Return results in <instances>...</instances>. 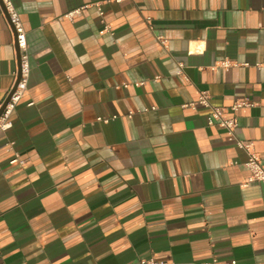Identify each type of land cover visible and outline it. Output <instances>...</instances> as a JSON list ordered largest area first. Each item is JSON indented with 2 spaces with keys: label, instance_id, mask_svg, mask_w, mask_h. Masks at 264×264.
Instances as JSON below:
<instances>
[{
  "label": "crops",
  "instance_id": "obj_1",
  "mask_svg": "<svg viewBox=\"0 0 264 264\" xmlns=\"http://www.w3.org/2000/svg\"><path fill=\"white\" fill-rule=\"evenodd\" d=\"M11 2L29 76L0 131V264H264V182L182 106L208 91L264 165V0ZM14 67L0 15V101Z\"/></svg>",
  "mask_w": 264,
  "mask_h": 264
},
{
  "label": "built area",
  "instance_id": "obj_2",
  "mask_svg": "<svg viewBox=\"0 0 264 264\" xmlns=\"http://www.w3.org/2000/svg\"><path fill=\"white\" fill-rule=\"evenodd\" d=\"M119 2L121 0H115ZM82 7H77L71 9L64 13L63 17L73 20L77 15L80 14ZM99 14L102 15V11L99 5H97ZM0 15L4 19L6 27L11 35V45L15 56V67L13 70V80L7 95H9L2 111L0 112V131L5 130L10 127L11 120L10 115L15 109L17 102L22 96L26 94L27 91V80L29 76V55L27 51V40L26 32L21 19L14 8L11 0H0ZM108 29V25H105ZM158 39L163 43V39L158 37ZM218 65L223 68H228L232 66L233 62L229 59H222L218 61ZM177 74L185 76L183 71V63L178 62ZM19 75L18 81L15 84L17 76ZM187 79V78H186ZM143 82H136L137 85ZM6 95V96H7ZM3 101H0V109L2 107ZM31 103V102H30ZM247 99L242 98L234 101L231 109L235 110L238 107L248 105ZM183 107H190L196 109L197 107H204L207 109L206 113V124L209 126L218 125L225 129L227 138L234 142V144L244 150L246 153V160L244 161V166L249 170V175L241 181L240 185L245 186L249 182L261 181L264 182V165L258 153L254 150L252 141L246 139H240L235 135V129L237 127V119L235 116L224 115V108L220 106L213 105L210 102V97L208 91H199L197 98L193 101L184 103ZM128 115H131L129 113ZM115 117V116H113ZM111 117V118H113ZM107 117H97V120L107 121ZM15 161V160H12ZM137 264H240L235 259H229L223 262H218L216 257H212L209 260L200 262H183L177 263L174 261L158 260L152 256L140 258Z\"/></svg>",
  "mask_w": 264,
  "mask_h": 264
},
{
  "label": "water",
  "instance_id": "obj_3",
  "mask_svg": "<svg viewBox=\"0 0 264 264\" xmlns=\"http://www.w3.org/2000/svg\"><path fill=\"white\" fill-rule=\"evenodd\" d=\"M18 78H19V75L17 76V79H16V81H15V84H16V82L18 81ZM8 97H9V95H7V96L5 97V99L3 100V103H2V107H1V109H0V112L2 111V109H3V107H4L5 103H6V101H7V99H8Z\"/></svg>",
  "mask_w": 264,
  "mask_h": 264
}]
</instances>
